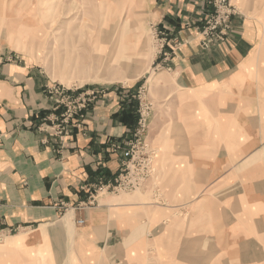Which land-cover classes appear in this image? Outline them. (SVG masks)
<instances>
[{"label": "crops", "instance_id": "1", "mask_svg": "<svg viewBox=\"0 0 264 264\" xmlns=\"http://www.w3.org/2000/svg\"><path fill=\"white\" fill-rule=\"evenodd\" d=\"M150 1L155 23L167 38L180 42L173 54L164 57L173 49L170 43L158 52L156 67L163 72L155 84L161 85L165 74L175 92L183 91L180 119L191 114L184 91L210 90L201 101L211 104L213 118L224 127L227 142L221 149L212 148L211 165L180 155L189 160L184 166H207L193 181L212 193L183 209L184 196L164 192L163 206H148L130 222L119 223L111 215L126 213L128 207L135 211L138 203L107 202L97 213L81 209L90 201L92 187L118 173L121 158L110 152V145L125 142L135 125L134 113L125 112L123 100L109 95L60 136L45 123L53 117L47 118L53 106L43 96V84L18 67L0 68V223L9 229L37 226L28 234L8 237L0 249L31 247L19 256L22 262L63 264L62 256L49 257L48 248L60 247L57 232L63 225L51 229L54 235L45 225L61 216L68 224L75 214L86 218L85 226L74 231L77 264L109 262L99 255L98 244L117 254L113 261L129 264H264V58H257L255 26L236 16L226 52L204 51L196 30L184 26L207 11L209 0ZM232 1L242 6L252 0ZM243 72L249 73L247 78L241 77ZM145 215L152 221L144 227L149 234L135 240L130 231L140 229Z\"/></svg>", "mask_w": 264, "mask_h": 264}, {"label": "rangeland", "instance_id": "2", "mask_svg": "<svg viewBox=\"0 0 264 264\" xmlns=\"http://www.w3.org/2000/svg\"><path fill=\"white\" fill-rule=\"evenodd\" d=\"M214 2L209 0L207 11L197 21L184 26L196 30L200 36V50L218 49L225 53L233 32V20L241 15L252 20L257 32V58H264V0L247 1L242 6L227 0L230 13L228 16L219 15L217 19L220 27L204 35V29L212 25L207 17L212 12L216 13ZM153 11L150 0H0V68L18 67L21 72L27 71L43 84V96L53 106V112L47 118H51V115L53 117L46 119L45 123L51 125L56 134L61 136L70 133L74 120L81 119L79 117H82L84 111L97 110L96 103L104 101L109 95H112L113 100L115 96L123 100L125 112L134 113L135 125L131 133L124 143L112 142L110 152L114 153L112 148L115 144H119L115 152L118 154L136 146L139 158L135 162V169L144 168L147 157L145 153L153 152L151 174L140 187L120 189L114 193L109 189L104 194H95L92 187L90 201L81 207L97 213L107 202L128 205L138 203L135 211L128 207L126 213L111 215L119 223L127 219L130 222L138 212L142 215L148 206H163L164 192H171L175 197L184 196L182 203L178 201L183 209L193 205L202 194H211L212 190L206 191L200 182L193 181L196 172L207 166H184L183 163L189 160L180 158V155H188L193 161L211 165L216 151L212 148L221 149L227 142L220 119L213 118L211 104L201 101L203 95L211 94L210 90L184 91L189 101L188 113L191 114L180 119V93L183 91L175 92L170 85V77L165 74V81L161 85L155 84L156 76L163 72L156 67L158 52L162 53L170 43L173 49L166 51L164 57L170 52L173 54L180 42L178 37L167 38L165 29H160V25L155 23ZM243 73L241 77L247 78L249 73L247 76ZM139 120L146 127L141 137L137 136ZM183 171L185 178H180ZM137 173L140 177L142 171ZM118 174L119 170L113 178ZM62 218L45 225L51 235L55 233L52 228L63 225L62 229L56 231L61 234L60 247H48L50 256L47 254L46 258L57 259L60 255L63 264H77V250L73 245L74 231L85 226L86 218L74 214L68 224L62 223ZM143 219V224L139 222L140 229L130 231L135 240L146 239L149 234L144 227L146 221H152L146 215ZM35 228L37 226L9 229L3 228L0 223V247L8 237L28 234ZM96 235H99L98 230ZM62 240L64 245H61ZM30 248L8 251L0 249V264H44L19 260L22 259L19 257L21 253ZM97 248L100 256L111 259L105 264L130 263L113 261L117 259V254L105 250L102 244H98ZM27 258L33 260L31 256ZM92 264H102V260ZM236 264L240 263L237 261Z\"/></svg>", "mask_w": 264, "mask_h": 264}, {"label": "built area", "instance_id": "3", "mask_svg": "<svg viewBox=\"0 0 264 264\" xmlns=\"http://www.w3.org/2000/svg\"><path fill=\"white\" fill-rule=\"evenodd\" d=\"M214 8L216 9V13H211L207 18L212 25L209 28H205L203 34L208 35V32H213L217 28L220 27V21L217 19L219 15H226L230 13V7L227 5V0H215ZM218 13V14H217ZM225 13V14H224ZM227 13V14H226ZM225 16V19H227ZM139 127L137 128V136L143 135L145 132V126L142 124V120L138 121ZM132 144V143H131ZM138 144V143H137ZM119 149V144H115L113 146L112 151L115 153ZM136 146H132L130 150H123L119 156L121 158L120 166H119V174L113 178V180L108 181L106 183L99 182L96 186H94V193L99 194V192H105L109 189L112 191H118L120 189L133 188L139 186L145 179L149 177L152 172L151 164L153 160V152H146V166L142 169H135V162L139 158L136 154ZM145 160V159H144ZM142 171L140 177H138V171ZM132 186V187H131ZM93 197V195L91 194Z\"/></svg>", "mask_w": 264, "mask_h": 264}, {"label": "bare ground", "instance_id": "4", "mask_svg": "<svg viewBox=\"0 0 264 264\" xmlns=\"http://www.w3.org/2000/svg\"><path fill=\"white\" fill-rule=\"evenodd\" d=\"M43 32H44V31H43ZM45 32H46V31H45ZM139 187H140V186H139ZM139 187H138V188H139ZM138 188H137V189H138ZM135 189H136V188H135ZM137 189H136V190H137ZM114 192H115V191H113L112 193H114ZM99 193H103V192H99ZM103 194H104V193H103ZM71 212H72V211H70V213H68V214L66 215V217H65L66 219L69 218ZM80 222H82V221H80Z\"/></svg>", "mask_w": 264, "mask_h": 264}]
</instances>
